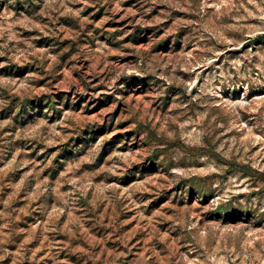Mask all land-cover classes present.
<instances>
[{
    "label": "rangeland",
    "instance_id": "rangeland-1",
    "mask_svg": "<svg viewBox=\"0 0 264 264\" xmlns=\"http://www.w3.org/2000/svg\"><path fill=\"white\" fill-rule=\"evenodd\" d=\"M0 264H264V0H0Z\"/></svg>",
    "mask_w": 264,
    "mask_h": 264
}]
</instances>
